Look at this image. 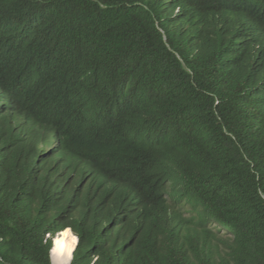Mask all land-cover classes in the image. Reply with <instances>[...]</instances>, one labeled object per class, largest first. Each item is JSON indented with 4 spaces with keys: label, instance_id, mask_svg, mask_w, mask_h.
Wrapping results in <instances>:
<instances>
[{
    "label": "trees",
    "instance_id": "1",
    "mask_svg": "<svg viewBox=\"0 0 264 264\" xmlns=\"http://www.w3.org/2000/svg\"><path fill=\"white\" fill-rule=\"evenodd\" d=\"M51 249L264 264V0H0V264Z\"/></svg>",
    "mask_w": 264,
    "mask_h": 264
},
{
    "label": "clouds",
    "instance_id": "2",
    "mask_svg": "<svg viewBox=\"0 0 264 264\" xmlns=\"http://www.w3.org/2000/svg\"><path fill=\"white\" fill-rule=\"evenodd\" d=\"M78 245V244H77ZM77 245L75 246V249H76V247H77ZM53 246H54V241H53ZM53 248V247H52ZM75 251V250H74ZM74 253V252H73ZM72 253V254H73ZM50 257L52 258V249H51V252H50ZM72 257H73V255H72ZM51 261H52V259H51ZM53 264V263H52ZM71 264V263H70Z\"/></svg>",
    "mask_w": 264,
    "mask_h": 264
},
{
    "label": "water",
    "instance_id": "3",
    "mask_svg": "<svg viewBox=\"0 0 264 264\" xmlns=\"http://www.w3.org/2000/svg\"><path fill=\"white\" fill-rule=\"evenodd\" d=\"M52 259V258H51ZM52 263H53V259H52ZM54 264V263H53Z\"/></svg>",
    "mask_w": 264,
    "mask_h": 264
}]
</instances>
